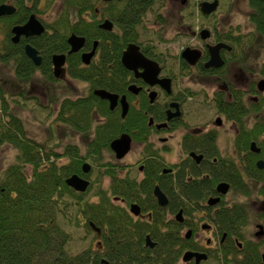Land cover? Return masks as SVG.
<instances>
[{"label":"flooded vegetation","instance_id":"flooded-vegetation-1","mask_svg":"<svg viewBox=\"0 0 264 264\" xmlns=\"http://www.w3.org/2000/svg\"><path fill=\"white\" fill-rule=\"evenodd\" d=\"M207 1L214 0L78 2L70 18L79 32L68 34L67 51L53 53L51 46L45 52L32 40L52 35L54 23L63 19L70 2L1 0L0 6L9 11L0 15V37L11 24V41L34 66L30 79L45 76L46 65L52 68L55 82L71 83L69 67L74 54L80 57V71H97L100 81H109L111 76L115 90L96 86L94 95L108 103L115 115L131 117L141 125L111 140L114 177L108 184L121 192L116 194V202L133 220L153 224L158 217V229L174 236L178 247H183L175 264H264V54L255 57L264 34L252 19L258 12L252 0H248L252 8L249 19L254 30H247L242 19L231 17L233 2L227 1V11L218 15L224 1L218 0L217 10L206 15L201 4ZM255 2L264 4V0ZM171 6L184 13L180 19L189 23L178 20L177 30L169 26ZM197 15L207 27L203 22V26L195 25ZM32 16L43 25V31L22 34L15 41L13 29ZM205 30L207 38L203 37ZM72 35L83 39L76 52L71 51ZM220 44L219 50L213 49ZM28 45L37 50L40 64L28 55ZM132 45L139 48L144 60L136 59L135 67L130 68L123 58ZM186 50L191 51L189 58L184 55ZM92 52L85 62L84 55ZM55 55H65L59 77L55 75ZM1 63L12 65L17 76L21 65L14 57ZM3 79L0 82L5 84ZM81 80L85 83L77 95L89 94V82ZM20 89L50 104L42 93L32 95ZM98 91L118 96L116 105L112 108L111 101ZM105 119L98 117L100 122ZM94 125L86 133L89 139ZM123 137H128L130 145L118 158L113 143ZM86 164L84 175H78L89 180L88 188L95 187L97 181L91 177L95 171L90 163L86 172ZM158 188L166 203L156 194ZM148 236L147 244L154 247L156 243ZM96 250L100 259L105 258L101 245ZM187 253L190 259L186 260Z\"/></svg>","mask_w":264,"mask_h":264},{"label":"trees","instance_id":"trees-1","mask_svg":"<svg viewBox=\"0 0 264 264\" xmlns=\"http://www.w3.org/2000/svg\"><path fill=\"white\" fill-rule=\"evenodd\" d=\"M65 1L70 3L63 19L54 23L53 34L32 40L45 52L49 46L53 53L67 51L68 34L79 32L70 16L74 8L78 9L77 3L85 0ZM153 1L156 0H150ZM252 4L258 8L252 19L264 34V4L255 0ZM10 26L8 23L4 37H0V61L14 57L21 65L16 74L26 82L34 74V66L11 41ZM80 64L79 55L71 56L70 74L87 80L90 93L56 98L50 104L37 96L29 97L25 90L13 91L8 84L0 82V146L8 142L17 152L15 160L0 174V264H175L183 247H178L169 231L162 233L158 229V217L153 224L133 220L116 202L115 196L121 192L111 183L106 187L97 180V192L92 195V184L79 193L67 183L74 174L84 175L85 163H91L92 171L102 172L100 180L114 177V163L107 157L112 153L111 140L120 132L141 125L131 117L123 119L115 115L108 103L94 95L96 86L115 90L111 76L109 81H100L97 71L89 68L80 71ZM43 67L45 77L57 81L52 68ZM19 97L37 102L49 115H54L56 122L73 126L82 134L90 133L97 121L85 153L80 146L70 143L57 152L31 137L9 101ZM99 115L106 117L105 121H98ZM65 227H70V231ZM80 228L93 233L94 241L85 251L73 254L68 248L69 242ZM148 234L156 243L154 247L147 244ZM99 244L103 259L97 254Z\"/></svg>","mask_w":264,"mask_h":264},{"label":"rangeland","instance_id":"rangeland-1","mask_svg":"<svg viewBox=\"0 0 264 264\" xmlns=\"http://www.w3.org/2000/svg\"><path fill=\"white\" fill-rule=\"evenodd\" d=\"M56 4H59V0H52ZM201 1V0H200ZM227 1L233 2L234 11L235 13L231 16L235 18V21H240L241 19L244 21V26L247 30H254V25L251 23L249 19V14L252 11L251 6L249 5L248 0H224L222 4L219 6L218 15L225 13L227 11ZM235 2V5H234ZM230 6V5H229ZM170 21L169 26L176 27L178 24V20L182 23H189V20L182 21L180 18L183 16L184 13H180L176 7L171 6L169 9ZM54 16V12H53ZM179 18V19H178ZM195 25H200L207 27L206 21L202 18L201 15H197ZM198 19V20H197ZM193 21V20H192ZM203 22V24H202ZM185 23V24H186ZM194 25V26H195ZM177 30V27L175 28ZM181 48V44L177 46V49ZM264 54V38L261 40V45L258 46V54L255 56H261ZM4 78L3 80L8 84L9 88L13 91H17L20 88L26 89L31 94H40L44 95V98H48L49 101H52L56 98H64L66 96H71L80 93L81 86L84 85V81L81 79H76L73 77H69L71 83H65L66 81L60 82H51L45 76L40 74L35 75L30 81L25 82L20 80L14 73L12 65L7 64H0V79ZM66 77L64 78V80ZM24 98H14L9 99L12 109L23 119L24 125L27 128L29 135L35 138L37 141L41 143H46L49 147H52L57 152L63 151V148L66 144H77L81 148V152L85 153L87 150L88 145V137L86 134H82L78 132L76 129L68 126V125H61L54 119V115H49L47 111L42 109L37 102L32 100L23 101ZM40 100L44 103L47 100L40 97ZM19 102V103H18ZM21 104V105H19ZM50 106V105H49ZM16 149L10 143H4L0 146V174L7 167L10 163L15 160L16 156ZM110 160L113 161L114 157L111 153L107 154ZM135 154L132 155L134 159ZM101 171L97 170L95 173H91V177L94 178V181L97 180L104 185H108V179L106 177L103 180L98 179L101 175ZM101 178V177H100ZM99 183L97 182V185ZM95 185V184H94ZM96 185V186H97ZM93 187L94 189L91 190L90 195L97 192V188ZM69 230L70 227H65ZM94 237L93 233H86L83 228L76 229L73 235V240L69 242V250L75 254L85 251L92 243V239ZM97 240V237L95 241Z\"/></svg>","mask_w":264,"mask_h":264},{"label":"water","instance_id":"water-1","mask_svg":"<svg viewBox=\"0 0 264 264\" xmlns=\"http://www.w3.org/2000/svg\"><path fill=\"white\" fill-rule=\"evenodd\" d=\"M218 5H219V1L218 0H214L213 2L207 1V2H203L201 4V9H202L203 13L208 15V14H211V13L215 12L217 10V8H218ZM8 11H9L8 8H6L5 6H0V15H3L4 13H7ZM42 31H43V25L36 19L35 16H32L30 18V20L25 25L17 26V27H15L13 29V32L15 33L14 40L18 41L19 37L22 34H24L26 36H30V35H34V34H40ZM203 37L204 38L208 37V30L204 31ZM69 42L72 45V50L71 51L72 52H76L82 47L83 39L77 37L76 35H72L70 37V39H69ZM222 46L223 45L220 44V45L214 47L213 49H218L219 50L220 47H222ZM190 52H191L190 50H186L184 52V55H186V57L189 58L190 54H191ZM27 53H28V55L30 57H32L36 61V63L40 64L41 57L38 56L37 50L34 47L28 45L27 46ZM93 54H94V52H92L91 54L90 53L85 54L84 55L85 62L88 63L89 60H90V57L93 56ZM212 57L214 59L217 58L215 54H212ZM136 59L143 61L144 60V56L139 51V48L137 46H133V45L129 46L128 50L124 53V58H123L124 64L127 65L130 68H133L136 65V61H137ZM54 62H55V75L57 77H59L63 73L62 66L65 63V55H55L54 56ZM211 63H213V62L211 61L209 63V65H212ZM97 93L101 97L110 100L111 103H112V106H111L112 108L116 105V101L118 99V96H116L114 94H111V93H108L107 91H98ZM123 103H124V109H125V113H126L127 104H126L125 100L123 101ZM127 138L128 137H123V138H121L119 140H116L113 143V148L117 151V157L118 158L123 157L127 153L128 149H129V145L130 144H129V139H127ZM119 144H120V146H119ZM262 166H263V163L261 164V167ZM84 167H85V171L88 172V167H90V166L88 164H86ZM67 183L70 186H72L73 188H75L76 190H78L80 192H85L87 190V188H88L89 180H87L86 178H82L78 174H74V175H72L71 177H69L67 179ZM223 191L226 192L227 190L225 189ZM156 194L158 195V197L161 200H162V198L165 199V200H162L161 203H166V197H165V195H163V193H161L159 188L156 190ZM147 238L150 241V237L148 236ZM185 257H186L185 258L186 260L190 259V253H187L185 255Z\"/></svg>","mask_w":264,"mask_h":264},{"label":"bare ground","instance_id":"bare-ground-1","mask_svg":"<svg viewBox=\"0 0 264 264\" xmlns=\"http://www.w3.org/2000/svg\"><path fill=\"white\" fill-rule=\"evenodd\" d=\"M70 186V185H69ZM72 187V186H71ZM73 188V187H72ZM75 189V188H74ZM76 190V189H75ZM105 260V259H104Z\"/></svg>","mask_w":264,"mask_h":264}]
</instances>
